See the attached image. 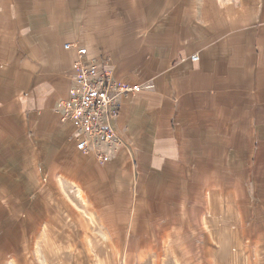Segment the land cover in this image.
<instances>
[{
	"label": "crops",
	"instance_id": "crops-1",
	"mask_svg": "<svg viewBox=\"0 0 264 264\" xmlns=\"http://www.w3.org/2000/svg\"><path fill=\"white\" fill-rule=\"evenodd\" d=\"M65 43L140 87L117 95L113 122L141 215L124 245L207 237L233 193L264 191V0H0V61L23 57L0 138L72 133L55 108L77 58Z\"/></svg>",
	"mask_w": 264,
	"mask_h": 264
},
{
	"label": "rangeland",
	"instance_id": "rangeland-1",
	"mask_svg": "<svg viewBox=\"0 0 264 264\" xmlns=\"http://www.w3.org/2000/svg\"><path fill=\"white\" fill-rule=\"evenodd\" d=\"M17 57L1 55L0 101L19 95ZM72 136L0 138V264H264V191L255 188L227 199L207 237L154 254L124 245L141 217L125 151L99 163L75 152Z\"/></svg>",
	"mask_w": 264,
	"mask_h": 264
},
{
	"label": "built area",
	"instance_id": "built-area-1",
	"mask_svg": "<svg viewBox=\"0 0 264 264\" xmlns=\"http://www.w3.org/2000/svg\"><path fill=\"white\" fill-rule=\"evenodd\" d=\"M63 48L74 49L77 58L72 67L68 96L60 100L55 108L60 121L69 123L73 128L74 149L104 163L111 158L110 151L119 144L113 127L118 115L117 95L127 91L138 92L140 87L116 85L106 67V57L85 63V47L65 43ZM190 59L195 61L197 56L193 55Z\"/></svg>",
	"mask_w": 264,
	"mask_h": 264
},
{
	"label": "bare ground",
	"instance_id": "bare-ground-1",
	"mask_svg": "<svg viewBox=\"0 0 264 264\" xmlns=\"http://www.w3.org/2000/svg\"><path fill=\"white\" fill-rule=\"evenodd\" d=\"M77 194H78L79 200H80L83 204H86L85 196H84V194L81 192V190H77ZM92 217H93V216H92Z\"/></svg>",
	"mask_w": 264,
	"mask_h": 264
}]
</instances>
